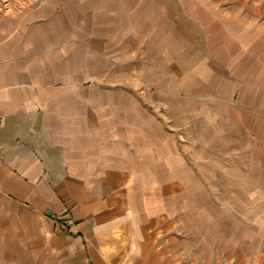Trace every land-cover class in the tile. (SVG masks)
Listing matches in <instances>:
<instances>
[{
  "label": "crops",
  "instance_id": "crops-1",
  "mask_svg": "<svg viewBox=\"0 0 264 264\" xmlns=\"http://www.w3.org/2000/svg\"><path fill=\"white\" fill-rule=\"evenodd\" d=\"M16 1L0 16V264H186L217 238L191 217L186 148L138 92L156 52L187 50L165 1ZM260 20L222 22L227 93L264 99Z\"/></svg>",
  "mask_w": 264,
  "mask_h": 264
},
{
  "label": "rangeland",
  "instance_id": "rangeland-1",
  "mask_svg": "<svg viewBox=\"0 0 264 264\" xmlns=\"http://www.w3.org/2000/svg\"><path fill=\"white\" fill-rule=\"evenodd\" d=\"M163 1L166 21L187 50L176 48L170 62L156 52L155 70L138 92L148 93L144 103L180 149L186 148L181 149L187 161L186 198L197 206L191 217L197 215L195 220L217 238L209 243L205 238L195 250L199 246L191 244L200 243V237L189 232L186 264H244L247 259L264 264V99L257 91L243 98L238 90L227 93L225 81L235 77L219 62L230 53L221 47L223 23L248 30L250 23L264 22V0ZM9 9L20 16L25 6L0 0L2 19ZM203 67L220 80L202 78ZM27 254L31 264L34 251Z\"/></svg>",
  "mask_w": 264,
  "mask_h": 264
}]
</instances>
